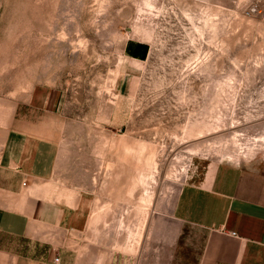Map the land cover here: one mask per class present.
Listing matches in <instances>:
<instances>
[{"label":"rangeland","instance_id":"rangeland-1","mask_svg":"<svg viewBox=\"0 0 264 264\" xmlns=\"http://www.w3.org/2000/svg\"><path fill=\"white\" fill-rule=\"evenodd\" d=\"M50 94L52 116L14 111ZM16 113L56 122L82 240L134 251L182 183L264 151V0H0V123Z\"/></svg>","mask_w":264,"mask_h":264},{"label":"crops","instance_id":"crops-1","mask_svg":"<svg viewBox=\"0 0 264 264\" xmlns=\"http://www.w3.org/2000/svg\"><path fill=\"white\" fill-rule=\"evenodd\" d=\"M133 71L120 96L131 93ZM45 102L19 101L14 111L52 116L56 95ZM16 115L0 123V264H264V151L208 166L152 215L136 250L106 251L79 234L84 192L61 182L56 122Z\"/></svg>","mask_w":264,"mask_h":264},{"label":"built area","instance_id":"built-area-1","mask_svg":"<svg viewBox=\"0 0 264 264\" xmlns=\"http://www.w3.org/2000/svg\"><path fill=\"white\" fill-rule=\"evenodd\" d=\"M232 234L234 235L233 232H232ZM58 259H59L58 257H55V258H54V262H58Z\"/></svg>","mask_w":264,"mask_h":264}]
</instances>
